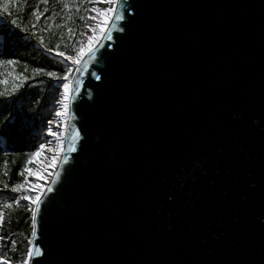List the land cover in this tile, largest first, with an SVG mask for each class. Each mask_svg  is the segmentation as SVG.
<instances>
[{
    "label": "water",
    "instance_id": "1",
    "mask_svg": "<svg viewBox=\"0 0 264 264\" xmlns=\"http://www.w3.org/2000/svg\"><path fill=\"white\" fill-rule=\"evenodd\" d=\"M121 2L71 77L82 139L30 264H264V0Z\"/></svg>",
    "mask_w": 264,
    "mask_h": 264
},
{
    "label": "trees",
    "instance_id": "2",
    "mask_svg": "<svg viewBox=\"0 0 264 264\" xmlns=\"http://www.w3.org/2000/svg\"><path fill=\"white\" fill-rule=\"evenodd\" d=\"M5 4L7 11H3ZM91 4V0H0V92L4 93L0 96L2 262L27 255L32 233L29 202L15 203L17 196L25 193L20 195L11 189L15 183L24 182L17 173L41 143L62 83L45 73L33 75L32 70L42 68L62 75L69 68L65 57L75 56L84 48L82 33L86 32ZM58 52H64L65 57ZM8 60L14 63L8 64ZM23 76L29 79L24 80ZM6 203L12 207L4 208Z\"/></svg>",
    "mask_w": 264,
    "mask_h": 264
},
{
    "label": "snow or ice",
    "instance_id": "3",
    "mask_svg": "<svg viewBox=\"0 0 264 264\" xmlns=\"http://www.w3.org/2000/svg\"><path fill=\"white\" fill-rule=\"evenodd\" d=\"M45 3H47V0H44ZM106 2L112 7L105 8L103 10L100 9H93L97 13V15L103 16V20L99 23H96L95 26H93L91 23L87 24L86 27L88 29V32L92 33L91 35H88V33H82V35H87V39L89 41V44L87 46V50L83 47H81L75 56H66L64 52H58L57 54L61 57H65L66 60L72 61L73 64H75L76 71L79 73L82 71V68L80 67L81 62L83 60V57L87 55H92L94 57L95 52L100 47V45L97 43L96 47H93L92 41L98 40V38L95 36V32L97 29H99L101 33L102 39L111 40L112 35L111 33L106 32V26L110 25L112 28H116L117 21H120L123 19V10L124 5L121 2V0H106ZM117 8H119V11H117ZM3 11H7V4L3 6ZM37 20L39 19V15H37ZM97 16H90L89 21H96ZM13 24L16 23L15 20L12 21ZM0 63H3V61H0ZM8 64H13V60H8ZM88 68V63L85 61L83 65V70L86 71ZM33 75L39 74V73H45L49 78H55L57 80L62 81V83L59 85L61 88L60 92V99L56 101L57 105L60 106V108L55 112V117L57 118H63L68 114L69 111V100H70V93L78 91L80 87V83L82 82H74L72 79L69 78L70 74L72 73V68L69 67L66 69V71L60 75L56 73L55 71H47L45 72L42 68H34ZM91 75L95 77V79L99 80L101 77L96 74L95 72H92ZM22 79L28 80L29 78L27 76H23ZM18 87V86H17ZM16 91V87L13 88V92ZM0 96H4L3 92H0ZM49 127L47 130V135L55 138V143L57 145L56 149H52L49 147L53 143V141L49 140L46 143H40L39 146L35 149V151L31 152L30 158L27 161V164H32L33 160L36 158L42 157L43 153L47 149V151H53L55 154L51 157V165L50 167L54 170L58 167L57 163V155L61 152L64 153V161L67 162L69 158V153H74L78 151L79 148V141L82 139V135L79 129H76L73 131L71 142L67 145V150L65 151V145L62 141V132H57L53 128V121L48 122ZM67 122L64 120H60L57 124V126L66 127ZM25 172L28 176L35 177V182L28 181L27 177H25V180L23 183H15L12 186V191L15 193H25L22 196H17L15 203L19 204L21 200L28 201L29 202V210L32 215V224H33V235L38 234V213H39V205L43 203L44 195L46 193H49L53 191L52 187H48V177L53 175V172L48 171L45 167L41 166L37 169L33 170L30 167H27V165L17 174L24 176ZM57 176L59 175L58 172L55 173ZM43 180L44 184H41L40 181ZM7 187V185H5ZM28 193H32L29 195ZM35 206V207H34ZM6 209H10L12 207L11 203H6L3 206ZM3 223V213L0 212V224ZM3 237H0V240H2ZM15 240L12 241L13 246L15 245ZM30 247L27 249V257L24 260L23 264H30V262H34L36 258L41 257L43 255V251L41 247L36 244L33 241H29ZM0 264H3L2 261H0Z\"/></svg>",
    "mask_w": 264,
    "mask_h": 264
},
{
    "label": "rangeland",
    "instance_id": "4",
    "mask_svg": "<svg viewBox=\"0 0 264 264\" xmlns=\"http://www.w3.org/2000/svg\"><path fill=\"white\" fill-rule=\"evenodd\" d=\"M91 3H92V4L90 5L91 11H90L89 17H90V16H97V19H96V21H89V19H88L87 24L91 23L93 26H95L96 23H99V22H101V21L103 20V16H101V15H97V13H96L95 11H93V9H100V10H103V9H105V8L112 7V5L108 4V3L106 2V0H91ZM87 24H86V25H87ZM107 27H108V26H106V28H107ZM85 31L88 33V35H91V34H92V33L88 32L87 27L85 28ZM86 32H85V33H86ZM95 36L98 38V40H93V41H92L93 46H95V45L98 43V41L100 40L101 33H100L99 29H97V31L95 32ZM83 43H85V44H84V48H86V49H85V51H86V50H87V46H88V44H89V41H88V39H87V35H84V40L82 41L81 45H82ZM66 63L69 65V67L72 68V73H71L70 76H69V78L71 79V77H72V75H73V72H74V70H75V68H76V65L73 64L72 61L67 62V60H66V61H65V64H66ZM60 92H61V88H60V89L58 90V92H57V98H56V101L59 100V99L61 98V97H60ZM58 93H59V94H58ZM54 108H55V110H54L53 113H52V116H51L50 121H53V128H54L55 131H57V132H62V141H63V143H64V132H65V127L57 126V124H58V122H59L60 120H64V121H66V120H67V115L64 116L63 118H57V117H55V112L60 108V106L57 105V103H56V104L54 105ZM48 127H49V124H48ZM47 130H48V128H47V129L45 130V132H44V136H43V138H42L41 143H46V144H47V142H48L49 140H51V141H53V143H52L51 145H49V147H51L52 149H56L57 145H56V143H55V138H54V137H51V136H49V135H47ZM38 146H39V145H38ZM34 151H35V150H34ZM54 154H55V152H53V151H47V149H46L45 152L43 153L42 157L34 159L33 162H32V164H27V167H30V168H32L33 170H35V169H37L38 167L43 166V167H45L48 171L54 172L55 169L53 170V169L50 167V165H51V157H52ZM60 156H61V153H59V154L57 155V163H58V161H59V159H60ZM29 158H30V156H29ZM29 158H28V160H29ZM51 176H52V175H51ZM51 176L48 177V182L50 181ZM25 177H27L28 181H30V182H35V177H33V176H28L26 172H25V175L23 176V181L25 180ZM40 183H41V184H44V181L41 180ZM28 194L31 195L32 193H28ZM20 195H22V193H20ZM31 223H32V220H31ZM31 235H32V233H31ZM31 235H30L29 241H30V240L32 241V236H31ZM29 247H30V244H29ZM26 257H27V255H26L24 258H19V257H17V258H16L15 260H13V261H11V260H4V261H3V264H23V262H24V260L26 259Z\"/></svg>",
    "mask_w": 264,
    "mask_h": 264
}]
</instances>
